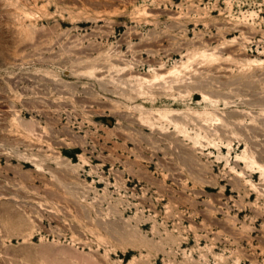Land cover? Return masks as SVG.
Wrapping results in <instances>:
<instances>
[{"label": "rangeland", "instance_id": "obj_1", "mask_svg": "<svg viewBox=\"0 0 264 264\" xmlns=\"http://www.w3.org/2000/svg\"><path fill=\"white\" fill-rule=\"evenodd\" d=\"M0 264H264V0H0Z\"/></svg>", "mask_w": 264, "mask_h": 264}, {"label": "bare ground", "instance_id": "obj_2", "mask_svg": "<svg viewBox=\"0 0 264 264\" xmlns=\"http://www.w3.org/2000/svg\"><path fill=\"white\" fill-rule=\"evenodd\" d=\"M70 253H72V252H69V254H70ZM72 254H73V253H72ZM74 254H75V253H74ZM74 254H73V258H74V256H75ZM79 254H80V253H79ZM65 255H66V254H65ZM70 255H71V254H70ZM71 256H72V255H71ZM75 257H76V256H75ZM78 257H79V255H78ZM76 258H77V257H76ZM77 260H78V259H77ZM80 260H81V259H80ZM61 261H62V260H61ZM63 261H65V260H63ZM66 261H67V260H66Z\"/></svg>", "mask_w": 264, "mask_h": 264}]
</instances>
